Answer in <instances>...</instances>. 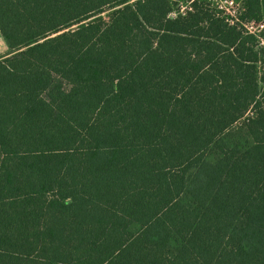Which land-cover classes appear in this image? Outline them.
<instances>
[{"label":"trees","instance_id":"obj_1","mask_svg":"<svg viewBox=\"0 0 264 264\" xmlns=\"http://www.w3.org/2000/svg\"><path fill=\"white\" fill-rule=\"evenodd\" d=\"M221 2L0 0V264H264V0Z\"/></svg>","mask_w":264,"mask_h":264},{"label":"rangeland","instance_id":"obj_2","mask_svg":"<svg viewBox=\"0 0 264 264\" xmlns=\"http://www.w3.org/2000/svg\"><path fill=\"white\" fill-rule=\"evenodd\" d=\"M189 1L190 0H180V3L175 6L176 11L179 10L182 13L185 12L186 7L189 6ZM214 1H215L216 5L223 6V7L226 6V3L221 2V0H214ZM227 7H228V11L233 14L236 11H239L241 9L242 5L241 4H238V5L237 4H235V5L229 4V6H227ZM110 13H111V10H108L107 12L102 14L101 16L106 21H108L109 20L108 16ZM263 26H264V22L260 25L249 24V25H247V28L249 31L258 32L260 29H262ZM261 45H263V47H264V40L261 41ZM9 52H10L9 49H8L4 39L2 38V36L0 34V57L8 54ZM223 139L225 140V142L230 147H232V148L238 147L242 151L249 149L253 145V140L248 133V130L246 127V122L244 120L239 122L238 124H236L233 128H231L224 135ZM220 158H221V154L216 149H211L207 154V161L209 163H212V164H216ZM1 160H2V153L0 150V162H1ZM181 202L189 208L194 207V201L188 193L183 194V196L181 197ZM130 231L133 234H137L140 231V226L137 224H133L130 227Z\"/></svg>","mask_w":264,"mask_h":264}]
</instances>
